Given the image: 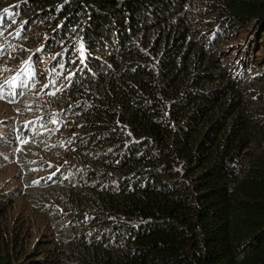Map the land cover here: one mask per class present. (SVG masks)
Here are the masks:
<instances>
[{
	"label": "trees",
	"instance_id": "1",
	"mask_svg": "<svg viewBox=\"0 0 264 264\" xmlns=\"http://www.w3.org/2000/svg\"><path fill=\"white\" fill-rule=\"evenodd\" d=\"M0 26V57L38 45L82 100L55 117L76 161L41 182L59 236L1 195L0 264H264V0H0Z\"/></svg>",
	"mask_w": 264,
	"mask_h": 264
},
{
	"label": "rangeland",
	"instance_id": "2",
	"mask_svg": "<svg viewBox=\"0 0 264 264\" xmlns=\"http://www.w3.org/2000/svg\"><path fill=\"white\" fill-rule=\"evenodd\" d=\"M11 27L12 24L5 29L3 39L16 34ZM263 44L264 37L253 48L257 59L264 52ZM35 48L40 47L24 48L22 42H17L11 44L5 56L0 57V197L8 195L12 198L9 217L11 220L26 221L31 241H37L42 236L47 239L59 236V232L48 224L47 217V212L56 208L52 201L56 186L54 183L42 185L41 182L52 174L55 177L64 174L75 163L76 159L70 152L71 130L68 126L71 123L63 127L64 123H56L55 117L63 115L65 121L69 120L79 101H82L74 96L70 98L61 91L54 92L48 86L53 82L52 74L48 75L51 65L42 62L41 50L28 53ZM27 53L29 58L35 55V59L30 62L25 56ZM240 58L241 55H238L237 61ZM52 62L50 57L49 63ZM57 71L60 72L61 67ZM30 78L38 81L35 88H32L33 80L30 82ZM16 91H20V94H16ZM46 118L55 123L59 134L52 131L47 136L51 130L44 132L41 129L40 134L29 136V132L33 133Z\"/></svg>",
	"mask_w": 264,
	"mask_h": 264
}]
</instances>
